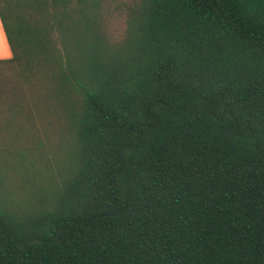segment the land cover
<instances>
[{
  "label": "trees",
  "instance_id": "16d2710c",
  "mask_svg": "<svg viewBox=\"0 0 264 264\" xmlns=\"http://www.w3.org/2000/svg\"><path fill=\"white\" fill-rule=\"evenodd\" d=\"M106 3L0 0V264H264V0Z\"/></svg>",
  "mask_w": 264,
  "mask_h": 264
},
{
  "label": "rangeland",
  "instance_id": "374dc122",
  "mask_svg": "<svg viewBox=\"0 0 264 264\" xmlns=\"http://www.w3.org/2000/svg\"><path fill=\"white\" fill-rule=\"evenodd\" d=\"M106 15L105 20L103 21V26L106 30V32L111 35L112 37H119L123 30V14L121 11L117 9L118 6L123 7L122 5L125 3H129L132 0H106ZM11 56V52L9 49V46L7 44L5 34L3 30L0 29V59L9 58ZM10 149L17 150V152H20L24 157L27 156V152L23 149V147H13L9 146ZM23 151V152H22ZM32 158V156H29ZM28 161V160H27ZM47 171V173H49ZM45 174V173H44ZM42 175V177L44 176ZM12 174H10L11 177ZM22 181L24 184L22 185V189L26 190L28 193L32 192L33 186L29 184L26 180V177L21 179V176H17V182ZM11 183H16L11 181ZM18 188V184H17Z\"/></svg>",
  "mask_w": 264,
  "mask_h": 264
},
{
  "label": "crops",
  "instance_id": "0c3cea01",
  "mask_svg": "<svg viewBox=\"0 0 264 264\" xmlns=\"http://www.w3.org/2000/svg\"><path fill=\"white\" fill-rule=\"evenodd\" d=\"M0 29H1V30H3V29H2V24H1V21H0Z\"/></svg>",
  "mask_w": 264,
  "mask_h": 264
}]
</instances>
